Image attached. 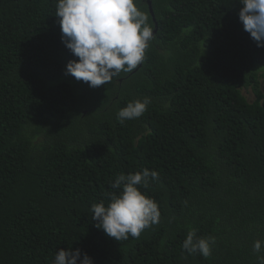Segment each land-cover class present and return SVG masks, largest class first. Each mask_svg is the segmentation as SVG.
I'll return each mask as SVG.
<instances>
[{
  "label": "trees",
  "instance_id": "obj_1",
  "mask_svg": "<svg viewBox=\"0 0 264 264\" xmlns=\"http://www.w3.org/2000/svg\"><path fill=\"white\" fill-rule=\"evenodd\" d=\"M147 0L154 28L131 73L91 88L65 74L57 0H0V264L30 245L53 264L80 249L92 264H258L264 241V47L239 0ZM252 90L254 100L244 96ZM144 114L121 123L127 103ZM215 162L212 170L207 166ZM147 168L138 190L159 223L116 241L92 220L119 174ZM190 229L211 255L182 250ZM82 258V257H81Z\"/></svg>",
  "mask_w": 264,
  "mask_h": 264
},
{
  "label": "clouds",
  "instance_id": "obj_2",
  "mask_svg": "<svg viewBox=\"0 0 264 264\" xmlns=\"http://www.w3.org/2000/svg\"><path fill=\"white\" fill-rule=\"evenodd\" d=\"M138 2L57 0L54 16L58 18L61 41L78 58L68 61L65 74L96 88L111 83L121 72L131 73L137 69L145 59L149 41L156 33L149 23L147 12L138 8ZM239 3L242 7L238 18L244 31L250 34L257 47H264V0H239ZM260 82V89H263L262 79ZM150 103L148 97L131 101L118 111L117 117L121 123L139 118ZM214 167L215 162H212L205 170ZM149 177L155 180L158 173L145 168L134 174L117 175L110 187L119 189V193H109L107 205L101 201L91 206L92 220L97 221L95 226L107 236L121 241L129 236L139 238L144 229L158 224V204L138 190V186H148ZM214 243V237H197L196 230L190 229L181 247L189 254L198 252L207 258ZM262 246L264 241H254L253 251L260 253ZM45 258V254L27 245L14 264H42ZM257 261L264 264V256H257ZM53 264H92V260L80 249L69 248L56 251Z\"/></svg>",
  "mask_w": 264,
  "mask_h": 264
},
{
  "label": "rangeland",
  "instance_id": "obj_3",
  "mask_svg": "<svg viewBox=\"0 0 264 264\" xmlns=\"http://www.w3.org/2000/svg\"><path fill=\"white\" fill-rule=\"evenodd\" d=\"M258 70L263 73L264 72V67H260V68H258ZM262 81H263L262 86H264V78H262ZM243 94L246 96V98L249 101H253L254 97L252 96V93L250 92V89L243 90Z\"/></svg>",
  "mask_w": 264,
  "mask_h": 264
},
{
  "label": "water",
  "instance_id": "obj_4",
  "mask_svg": "<svg viewBox=\"0 0 264 264\" xmlns=\"http://www.w3.org/2000/svg\"><path fill=\"white\" fill-rule=\"evenodd\" d=\"M148 5H149V11H150V13H151V16H152V18L154 19V15H153V12H152V8H151V3H150V1H148Z\"/></svg>",
  "mask_w": 264,
  "mask_h": 264
}]
</instances>
